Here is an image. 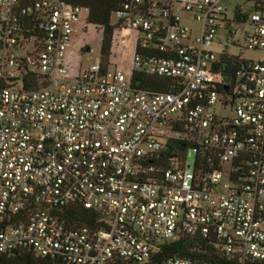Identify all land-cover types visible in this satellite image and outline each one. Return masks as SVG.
<instances>
[{
    "label": "built area",
    "instance_id": "obj_1",
    "mask_svg": "<svg viewBox=\"0 0 264 264\" xmlns=\"http://www.w3.org/2000/svg\"><path fill=\"white\" fill-rule=\"evenodd\" d=\"M89 16L0 0V257L148 264L188 237L264 263V60L229 52L264 54V0H121L109 65L82 70L80 39L104 31ZM134 73L169 92L135 89Z\"/></svg>",
    "mask_w": 264,
    "mask_h": 264
},
{
    "label": "trees",
    "instance_id": "obj_2",
    "mask_svg": "<svg viewBox=\"0 0 264 264\" xmlns=\"http://www.w3.org/2000/svg\"><path fill=\"white\" fill-rule=\"evenodd\" d=\"M74 5L86 7L90 10L89 22L95 26L103 27V39L101 43V63L107 67L112 57V38L115 26L112 25V14L120 7L121 0H66ZM132 86L147 92H169L168 80L149 77L134 73ZM69 221L82 224H95V215L81 208H73L65 213ZM188 258L204 264H238L236 260L228 259L221 254L209 240L191 239L183 237L178 241L161 246L150 263L162 264L171 258ZM0 264H67L63 257H37L33 251H16L11 255L0 257ZM107 264H131L121 259L113 260ZM246 264H264L258 261L247 260Z\"/></svg>",
    "mask_w": 264,
    "mask_h": 264
},
{
    "label": "rangeland",
    "instance_id": "obj_3",
    "mask_svg": "<svg viewBox=\"0 0 264 264\" xmlns=\"http://www.w3.org/2000/svg\"><path fill=\"white\" fill-rule=\"evenodd\" d=\"M185 24L195 30V32H199L200 25L195 23L194 21H188L185 19ZM222 38V37H221ZM103 39V34L101 31L97 30L95 31L94 28L91 29L90 34L86 35L85 37H82L81 40V46H85L82 53H80L81 59H80V66L82 70H87L91 68L92 66L97 64V61L101 59V43ZM241 46V44H239ZM234 46L229 48V52L237 57H240L243 55L246 59L252 60V61H259L264 60V54L259 52H251L247 51L242 53L241 47ZM86 47H90L91 51L87 52ZM213 49L220 53L222 51V47L215 46ZM133 46L130 45L128 49L124 53H117L118 61H121V64L123 68L127 71L131 69V55H132Z\"/></svg>",
    "mask_w": 264,
    "mask_h": 264
},
{
    "label": "water",
    "instance_id": "obj_4",
    "mask_svg": "<svg viewBox=\"0 0 264 264\" xmlns=\"http://www.w3.org/2000/svg\"><path fill=\"white\" fill-rule=\"evenodd\" d=\"M85 49H86L87 52L91 51L90 47H86Z\"/></svg>",
    "mask_w": 264,
    "mask_h": 264
}]
</instances>
